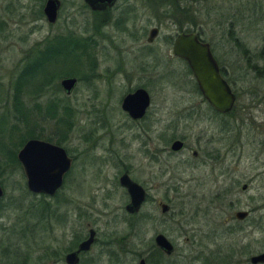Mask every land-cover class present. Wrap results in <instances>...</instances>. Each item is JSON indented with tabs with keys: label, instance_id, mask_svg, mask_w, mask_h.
I'll return each instance as SVG.
<instances>
[{
	"label": "rangeland",
	"instance_id": "obj_1",
	"mask_svg": "<svg viewBox=\"0 0 264 264\" xmlns=\"http://www.w3.org/2000/svg\"><path fill=\"white\" fill-rule=\"evenodd\" d=\"M58 1V19L51 25L42 13L45 0H0V144L4 145L3 150L0 145V264H39L41 234L52 233L56 238L52 245L63 250L68 246V230L73 228L78 233L86 221L98 228L101 240L107 242L103 245L105 264H113L116 251L119 257L124 255L121 264L136 263L133 255L145 253L143 248H149L156 233L174 244L172 264H248V257L262 248L260 230L264 227L260 209L264 201V70L256 71L257 64L264 63V0H119L118 7H148L151 16L147 28L152 25L159 29L149 58L139 54L140 44L134 45L130 36H123L114 27V20L102 25L82 0ZM172 15L175 21L170 23L167 16ZM178 21L199 32L223 55L227 39H237L228 46L233 48L231 57L220 61L226 65L225 79L235 96L233 109L226 116H214L204 103L194 107L198 96L192 77L181 63L166 58L165 36L177 30ZM55 35L60 42L55 43L57 48L52 53ZM65 41L68 49H62ZM243 46L252 52L250 64L255 65L254 70L246 64ZM48 52L43 72L23 78V73L34 69ZM78 67L81 71L75 70ZM69 69L77 84L71 96L65 98L58 87L65 75L59 73ZM92 73L95 76H89ZM122 73H132L127 82L144 85L148 75L155 118L166 116L170 123L174 121L167 136L158 137L159 132H155V149L179 135L185 136L187 150L194 149L195 136L203 130V140L210 137L216 151L215 163L192 160L186 150L169 158L160 155L159 161L146 166L144 156L140 158L139 151L136 154L143 137L137 139V135L143 133L123 117L115 104L126 89L118 85ZM51 74L49 81L39 86L40 76ZM37 86L40 91H34ZM184 111L186 115L200 112L201 121L177 114ZM104 115L111 123L106 127L97 122ZM156 123L157 127L163 124ZM116 127L125 135L128 149L121 152L112 147V154L119 153L122 165L137 169L139 180L152 175L155 185L147 188L152 199L149 197L135 218H126L125 199L118 196L116 186L109 184L118 169L104 167L100 174L107 181L103 183L97 176L100 166L84 171L78 168L76 187L65 181L49 198L26 190L16 160L26 139L66 138L69 132L71 141L64 146L78 152L87 147L81 138L94 130L100 144L91 151L105 156L100 150L108 147V132ZM124 153L134 160L125 158ZM12 155L15 162L10 159ZM74 174L73 170L71 179ZM242 185L246 186L243 192ZM101 189L115 195L103 198ZM158 201L168 206L164 215L159 212ZM88 211L103 215L99 223L93 218L75 217ZM238 211H247V219L235 220ZM126 235L125 242H114ZM119 250L128 252L121 255ZM198 251L204 257L213 252L215 257L210 258L211 262L205 261L207 258L199 261Z\"/></svg>",
	"mask_w": 264,
	"mask_h": 264
},
{
	"label": "flooded vegetation",
	"instance_id": "obj_2",
	"mask_svg": "<svg viewBox=\"0 0 264 264\" xmlns=\"http://www.w3.org/2000/svg\"><path fill=\"white\" fill-rule=\"evenodd\" d=\"M143 1H147V2H153L155 0H143ZM118 2L119 0H115L114 4L111 7H104L102 10L99 11H92L89 7L86 6V8L92 13V15L97 16L101 22L102 25H105L107 23H111V20H114L113 25L114 27L119 30L120 33L123 34V36H130L132 42L134 43V45L136 44H140V50H139V54L140 55H144L143 57H151L152 55V47L153 44L156 40V38L158 37L159 34V29L157 27L154 26H150L149 28H147L150 24H149V18L151 16V13H147V9L148 7H126L128 6V4L125 5V7H118ZM184 2V1H183ZM60 10V4L59 7L56 10V16H55V20L52 24H54L57 19H58V12ZM140 10V12H139ZM183 12L185 9H182ZM167 13V11H166ZM173 14L175 15V12H173ZM149 15V16H148ZM112 16H114V18H112ZM144 17V19H142ZM169 19L168 21L170 23H172L173 21H175L173 15L172 16H167ZM143 22V26H141L140 22ZM51 24V25H52ZM179 25V27L177 28V30L173 31L172 33L170 32L168 35L165 36V42H164V47H166V54L167 57L166 58H172L174 60H176L177 62L181 63L183 65L184 71L189 74L191 77V71L187 65V63L175 56L172 52V47H173V43L174 40L177 38L178 35L180 34H184V35H189L192 34L195 36V40L203 45H206L209 51V56L211 58V60L213 61V64L215 65V68L217 69V72L219 74V76L221 77V79L225 82V84L227 85L229 92L233 95L234 101H235V96L233 94L232 89L230 88L228 82L225 79V76L227 75V69H226V65L222 64L220 61L223 58H230L232 55V47H228L231 46L233 43H237V39L236 38H230L227 39L228 42H226L225 44H228L227 48L225 47V53L223 55V52L221 49H218L216 46L213 47L212 43H207L205 42L201 36L200 33L197 32L196 30L186 27L184 24L182 25V22L178 21L177 23ZM155 30V35L150 38V33L151 31ZM64 36V35H63ZM61 36V37H63ZM129 37V38H130ZM54 43L51 45V50L52 53L55 52V50L53 48H57L55 46L56 42H60L59 38H57V36L55 35L54 37ZM62 40H65V38H62ZM66 44L64 43V45H66L65 49L69 48V43L67 41H65ZM238 45V44H237ZM72 48V47H71ZM223 49V48H222ZM231 49V51H230ZM54 50V51H53ZM229 50V51H228ZM243 50V55L246 59V64L248 67L251 66V68L254 70V67L250 64L251 61V56L250 53H252L248 47L243 46L242 47ZM142 57V56H141ZM258 59H261V57L259 56ZM34 64V63H33ZM259 64V63H258ZM256 66V71L260 72L262 70H264V63L259 64ZM73 68V67H72ZM71 68V71H72ZM250 69V68H249ZM75 70L77 71H81V68H76ZM70 69L68 71H64L61 72L59 74L65 75V78H72L73 76L69 75ZM91 71H94L93 69ZM121 72V71H120ZM52 75V74H51ZM89 76H95L94 73L89 74ZM120 76H122V81L120 84H118L120 87H124L126 86L125 92L122 94V91L120 92V94L118 95V99L116 100V106L118 107V110L120 111V113H122L123 117L127 119V121L133 125V126H138L140 131L144 134H138L137 135V139L142 137L140 145L141 146L139 148V146L136 149V154L139 151V155L140 158L142 156H144L143 161L146 162V166H150L154 160L159 161V156L160 155H164L166 158L169 157H174L176 155H179L181 153H183L184 151L187 150L186 148V144H185V136H177V137H172L170 139H167L166 141L163 142V146L161 148L155 149L154 147V136H155V132H159L158 137L159 136H163V135H168L169 133V129H170V125L171 123H173L174 121H172L171 123L167 120L166 116H162L159 117L157 116L155 118V116L157 114H154L152 112V107H151V96H149V90L147 87H149L151 80H148V75L147 78H145L146 80V84L144 85V83H135L132 84L131 82H127L129 81V77L132 76V73H122ZM64 79V78H63ZM75 79V78H74ZM62 80V79H61ZM60 80V81H61ZM141 80V79H140ZM193 80V86L197 92V96H198V100L195 101L193 103V106L196 107L198 104L204 103L209 112L212 113L214 116H226L227 114H229L232 109H233V105L230 108V110L224 112V113H219L217 111H215L208 103L207 101L203 98L197 84L195 83L194 79ZM60 81L58 83V87L59 90L62 92V94L64 95L65 98H68L71 96V94L73 93L76 84H77V79H75V85L72 88V90L69 93H65L62 88L60 87ZM143 81V80H141ZM42 86L41 82L39 84V86ZM39 86H37V90H41V88H39ZM147 90H146V89ZM136 90H143L147 96H148V105L145 108L142 116L138 117V118H131L125 111L122 110L121 105L122 102L124 100V98L127 95L132 94L133 92H135ZM38 93V92H36ZM199 107V106H198ZM197 107V108H198ZM191 108V106H190ZM190 108H188L189 110H187V112L190 111ZM161 114L165 113L164 110L160 111ZM199 113V114H198ZM191 112L189 114L186 115L185 111L182 113H177L182 117L188 118V119H193L196 122H200L201 120V116H200V112ZM179 115H177V118H179ZM109 118L104 116H100L98 117L97 122L99 123V126H104L106 127L107 123H109L110 121L108 120ZM162 119V120H161ZM163 122V124H160V127H157L156 125L154 126V122ZM156 123V124H157ZM177 123L175 122V128H177ZM72 128V126H70ZM110 127V126H107ZM137 127V128H138ZM112 129V128H111ZM175 130V129H174ZM108 131L109 128H108ZM94 132V130H90L88 131L82 139L83 143H85L84 145H86V148H81V151H78V149H72L69 147L64 146L65 142H69L70 143V136H69V132H68V136L59 138V137H53L51 138H45L42 136H34L32 138L26 139L24 141V143L28 140H37L46 144H49L51 146H55L57 148H60L64 154L65 157L68 159L69 161V166L67 171L64 173V175L62 176V180H61V186L59 187V189L52 195V196H47V195H43V194H33V195H37V196H44V197H53L62 187L63 184L68 183V185L72 186L73 188L76 187V185L78 184V180L76 178V175H78L76 172L79 171L78 168H81V171H84L85 169H88L89 167L92 166H96L99 167V173H98V178H101V172L104 171L106 169V167L109 168H114L118 169V173L113 175L112 179L109 180V184L112 186H116V188L118 189V196L120 198L125 199V203L123 205V212L124 215L126 216V218H135L141 211L142 207L149 201V197L150 195L148 194L147 188L148 187H152L154 188L155 185L152 184L153 183V178L152 175H148L147 178L145 180H139V173L137 171V169H134V167H132V169L129 166H124L119 162V158H120V154L119 153H114L116 154L115 156L112 154V152L110 150H112V147L116 148V151H123L126 152V150L128 149V141L125 142V135H122L120 133V131L117 129V127L115 128V131L113 132L111 130V132H108V139H107V148H103L100 151L102 153L105 154V156H102L100 154H95L91 151V148L95 149V147L97 148V146H99V142L97 145V141L100 138H96V136L94 137V134L92 133ZM205 135L203 130H199L198 133L195 136V148L194 149H188L187 151L190 152V157L192 160H203L204 162H209L215 163V158H217V156H215L216 151L215 149H213L212 145H211V141H210V137L209 138H204L203 140V136ZM115 136V137H114ZM136 136V135H135ZM57 139V140H55ZM94 139V140H93ZM96 139V140H95ZM178 141L181 143V146L178 150L173 151L171 149V145L173 142ZM23 143V144H24ZM23 146V145H22ZM123 149V150H122ZM126 149V150H125ZM125 154V158L129 157L130 159L134 160L131 154L128 153H124ZM203 158V159H202ZM114 162L113 165L110 164L109 162ZM106 162V164H105ZM107 164H109L107 166ZM105 167V168H104ZM104 168V170H102ZM73 170L75 171V174L73 176V178L71 179V175ZM77 170V171H76ZM162 169L160 168V166L158 167V171H161ZM136 173L135 175H131L132 172ZM125 176L129 181H131L132 183L136 184L138 187L141 188V191L143 193V200L140 204V207L138 209L137 212L135 213H128L125 210V207L127 206V204L129 203L130 199H129V195L128 192L126 190V188L124 186H122L120 184V178ZM99 181H104L103 183H106V179L101 178ZM243 186V185H242ZM241 186V187H242ZM245 186V185H244ZM240 187V191H244L241 190ZM104 190V191H103ZM102 191V196L103 198L106 199H110L111 197H113L115 195V192H111L110 190L108 191L107 189H101ZM151 198V197H150ZM263 198L264 200V196L261 197V199ZM152 199V198H151ZM161 205H165L164 203H162L161 201L157 202V206L159 208V212L161 215H164L167 211H168V206H167V211L165 213H161L160 210V206ZM88 210L92 209L89 206L87 207ZM260 209L263 212V215H261V219L263 220V224H264V201L262 206L260 207ZM243 212H247V211H243ZM248 212L247 215L245 216V219H247L248 217ZM80 217L83 220H89V219H95L98 223H99V219L103 217V215L95 213V212H81V213H76L75 217ZM125 218V219H126ZM235 219V218H234ZM53 220H58L57 218H53ZM236 220V219H235ZM242 220V221H243ZM238 221V220H237ZM101 223H103L102 219H101ZM100 223V224H101ZM93 224L90 221H86L84 223V227L81 228L79 230L78 233H75L76 231H74L73 228H71L70 230H68V246L66 247V249L61 250L62 248H58L56 245L54 244L52 245V241L55 242L56 238L52 237V233H43L41 234V239H43L42 241H38V243L42 244L43 247L41 249H39V264H105L104 262V255H105V248H103V245H105L107 242L106 241H102L100 238V233H99V229L96 227L92 226ZM157 235H162L167 242L170 244L171 246V251L168 252H164L161 249H159L155 243H154V238ZM128 238V235H126L125 237L119 238L118 240L115 238L114 242H125V240ZM260 239L262 242V248L261 250L252 255L249 256L247 259V263L250 264L249 260L251 257L253 256H257L259 254H263L264 253V227L261 228L260 230ZM49 242V243H48ZM188 240L185 239L184 243H187ZM50 244V246L48 244ZM105 243V244H104ZM116 245V244H115ZM56 246V247H53ZM144 246H142L141 248H143ZM149 248L145 249V247L143 248L145 253H141V254H136L133 255L134 256V261H136V263L134 264H140V262H143V264H172L171 260L174 258L175 256V246L173 243H171L163 234L161 233H156L153 238H152V243H150L148 245ZM58 251H64L61 252L60 254H58ZM121 251V253L119 254H127L128 251L125 250H119V252ZM114 257H113V264H121L122 261V256H118V253L116 251V253H114ZM68 257V258H67ZM197 257L199 258V261L203 260L204 258H207L205 261H212L210 258L215 257V254L213 252H209L207 257L203 256L202 251H198L197 253ZM67 258V259H66ZM209 264V263H207ZM256 264H264V263H256Z\"/></svg>",
	"mask_w": 264,
	"mask_h": 264
},
{
	"label": "water",
	"instance_id": "obj_3",
	"mask_svg": "<svg viewBox=\"0 0 264 264\" xmlns=\"http://www.w3.org/2000/svg\"><path fill=\"white\" fill-rule=\"evenodd\" d=\"M82 1L92 11L111 7L115 2V0ZM58 7V0H45L42 13L48 24L54 22ZM154 35L155 30L151 31L150 38ZM172 52L187 63L192 78L207 103L219 113L230 110L234 102L233 95L219 76L209 56L207 46L198 43L192 34H180L174 40ZM75 82L74 78H64L60 81V87L65 93H69L74 87ZM147 105V94L143 90H136L124 98L121 108L131 118H138L142 116ZM180 146L181 143L175 141L172 143L171 149L175 151ZM16 160L22 169L26 190L31 194H43L47 196H52L59 189L62 176L69 166V161L60 148L37 140L26 141L17 152ZM120 184L126 188L130 199L125 210L128 213L137 212L143 200L141 188L129 181L125 176L120 178ZM244 189L245 186L243 185L241 190ZM2 195L3 192L0 186V198ZM160 210L161 213H165L167 206L161 205ZM246 215L247 212L238 211L234 213V218L242 221ZM154 243L164 252L169 253L171 251L170 244L162 235L155 236ZM249 262L250 264L264 263V253L251 257ZM140 264H143V262H140Z\"/></svg>",
	"mask_w": 264,
	"mask_h": 264
},
{
	"label": "trees",
	"instance_id": "obj_4",
	"mask_svg": "<svg viewBox=\"0 0 264 264\" xmlns=\"http://www.w3.org/2000/svg\"><path fill=\"white\" fill-rule=\"evenodd\" d=\"M50 52H48L47 53V56H45L44 55V57L42 58V60L40 61V62H37L38 63V65H36L35 66V68L34 69H27L26 70V72H24L23 73V78L26 76L27 78H31V77H34L35 75H38L39 73H42L43 72V70H44V67H45V63H46V59L49 57L48 56V54H49ZM74 63H77V61L75 60V62ZM78 66V65H77ZM75 68V67H74ZM39 71V72H38ZM40 75V74H39ZM69 75H71L72 76V74L71 73H69ZM53 75H41L40 76V79L42 80V82L41 83H45V82H48L49 81V79L52 77ZM1 145V147H2V150H3V147H4V145L3 144H0ZM13 162H15V159H14V157H13V155H12V157L10 158ZM18 163V162H17ZM19 164V163H18Z\"/></svg>",
	"mask_w": 264,
	"mask_h": 264
}]
</instances>
